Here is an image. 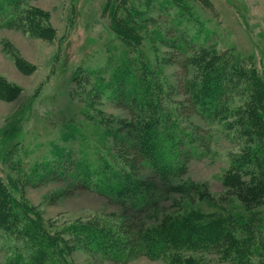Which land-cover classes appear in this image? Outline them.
Returning <instances> with one entry per match:
<instances>
[{"label": "rangeland", "instance_id": "1", "mask_svg": "<svg viewBox=\"0 0 264 264\" xmlns=\"http://www.w3.org/2000/svg\"><path fill=\"white\" fill-rule=\"evenodd\" d=\"M112 3L25 0L20 8L42 11L39 18L51 29L49 38L9 27L4 23L6 17L0 16V78L17 87L13 98L0 96V177L6 183L9 178L15 180L17 194L21 193L45 220L61 227L90 219L112 227L132 220L133 209H126L113 195L84 186L81 175H70L83 172L75 165L79 161L93 169L96 148L111 160L108 150L112 143L108 137L101 147L102 131L109 122L112 126L113 120L132 116L128 109L131 101L123 103L107 88L110 71L118 64L123 49L112 30ZM125 6L130 12L137 10L140 22L149 25L145 56L157 61L160 78L165 79V103L173 107L185 128L194 130L197 139L192 142L198 148V155L193 153L186 159L187 170L181 176L187 183L184 194L170 193V200H164L160 180L153 177V184H158L155 193L162 196L160 206L134 216L145 224H154L182 206L205 211L243 208L235 195L237 186L224 181V176L233 157L249 143L239 126L248 116L236 109L244 108L242 98L248 91L242 93V82L228 84L230 100L222 112L225 119L204 121L191 110L181 87L186 76L182 61L202 48L216 50L247 67L254 65L264 80V0H126ZM193 72L190 69L189 76ZM61 154L63 161L58 164ZM47 161L54 171L32 180L31 168L39 166L42 172ZM147 173L140 170L136 174L145 179L150 175ZM243 180H249V176H243ZM175 197L183 201L176 205ZM254 207L264 215V200ZM9 250L0 236V259ZM71 259L73 264H165L144 256L116 262L83 248L73 250ZM212 264L230 263L215 258Z\"/></svg>", "mask_w": 264, "mask_h": 264}, {"label": "trees", "instance_id": "2", "mask_svg": "<svg viewBox=\"0 0 264 264\" xmlns=\"http://www.w3.org/2000/svg\"><path fill=\"white\" fill-rule=\"evenodd\" d=\"M22 3L25 0H0V16L6 17L5 25L49 38L51 29L39 18L42 11L36 7L20 8ZM112 4V30L123 49L118 64L110 71L107 88L117 99H123V103L131 101L132 106L128 109L132 116L113 120V125L109 126V122L108 128L104 126L100 138L102 144L99 143L101 147L105 146L102 140L109 137L112 144L110 149L106 148L113 162L108 154L96 148L93 169L79 161L75 165L83 172L70 175L73 178L81 175L84 186L113 195L126 209H133V215L129 217L132 220L125 219L122 224L112 227L90 219L61 227L45 220L21 193L17 194L15 180L9 178L6 183L0 177V236L10 247L0 264H73L71 256L77 248L116 262L144 256L148 260H162L165 264H212L215 258L230 264H264V215L254 207L264 200L262 75L254 65L247 67L237 58L230 59L216 50L202 48L182 61L186 76L181 87L191 110L204 121L218 117L225 119L222 112L225 113L230 100L228 84L242 82V93L248 91L242 98L246 102L243 110L236 109L248 116L246 123L239 122V126L249 143L242 153L233 157L229 172L224 176V181L237 186L235 195L244 206L220 211L195 207L183 209L182 206L177 212L163 215L154 224H145L134 215L152 208L157 210L162 198L155 193L158 184H153V177L160 180L164 200H170V193L184 194L187 183L181 176L187 170L186 159L193 153L198 155L195 152L198 148L192 142L197 135L194 130L185 128L173 107L165 103L167 95L162 88L165 79L160 78L157 61L146 57L144 52L145 32L149 25L140 22L137 10H128L126 0H113ZM169 42L173 45V41ZM190 69L194 72L189 76ZM16 93L15 85L0 78L2 98L11 99ZM66 160H69L68 156ZM62 161L61 154L57 163ZM43 166L46 168L42 172H39V166L31 168L32 180L42 179L46 173L54 171L49 161ZM140 170H146L150 175L144 179L136 174ZM245 175L249 180H243ZM181 201L182 198H173L176 205Z\"/></svg>", "mask_w": 264, "mask_h": 264}]
</instances>
